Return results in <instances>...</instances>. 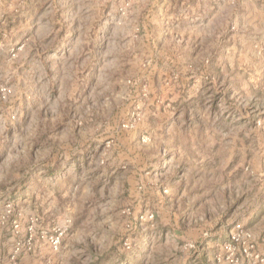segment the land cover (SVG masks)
<instances>
[{
    "label": "rangeland",
    "instance_id": "1",
    "mask_svg": "<svg viewBox=\"0 0 264 264\" xmlns=\"http://www.w3.org/2000/svg\"><path fill=\"white\" fill-rule=\"evenodd\" d=\"M0 264H264V0H0Z\"/></svg>",
    "mask_w": 264,
    "mask_h": 264
}]
</instances>
